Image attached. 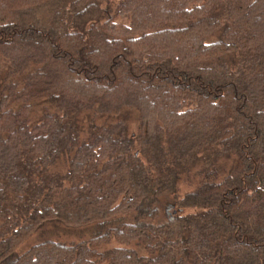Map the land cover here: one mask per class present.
I'll return each instance as SVG.
<instances>
[{
  "label": "trees",
  "instance_id": "trees-1",
  "mask_svg": "<svg viewBox=\"0 0 264 264\" xmlns=\"http://www.w3.org/2000/svg\"><path fill=\"white\" fill-rule=\"evenodd\" d=\"M0 264H264V0H0Z\"/></svg>",
  "mask_w": 264,
  "mask_h": 264
},
{
  "label": "rangeland",
  "instance_id": "rangeland-1",
  "mask_svg": "<svg viewBox=\"0 0 264 264\" xmlns=\"http://www.w3.org/2000/svg\"><path fill=\"white\" fill-rule=\"evenodd\" d=\"M136 126H137L136 124H133L132 126L133 131L137 129ZM56 169L60 171H65L66 167L64 164H61L57 166ZM191 188H192L191 185L183 184L181 193L184 194L185 192L189 191ZM175 208L177 207H175L173 198H164L159 204L160 214L158 218L153 220V223L157 225L165 223L173 216L172 211H174V215L176 214L177 211L175 210ZM93 230H94V226H88L79 229H68L62 225L50 224L45 226L44 229H42L41 231L30 237L26 242H24V244L19 248L18 252L23 253L27 251L29 248H31L33 245L48 238L63 240L68 242L87 239L91 236ZM114 246H118V244L116 242H112L102 247L101 250ZM131 247L139 248L137 245H132Z\"/></svg>",
  "mask_w": 264,
  "mask_h": 264
}]
</instances>
